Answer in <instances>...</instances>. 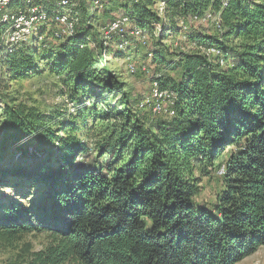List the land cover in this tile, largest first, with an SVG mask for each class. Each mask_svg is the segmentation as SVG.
Returning <instances> with one entry per match:
<instances>
[{"label": "trees", "instance_id": "obj_1", "mask_svg": "<svg viewBox=\"0 0 264 264\" xmlns=\"http://www.w3.org/2000/svg\"><path fill=\"white\" fill-rule=\"evenodd\" d=\"M123 8L159 46L151 57L179 71L161 78L176 94L175 115L144 117L111 76L108 55L135 56L143 45L130 33L103 37L121 16L108 6L96 24L83 2L74 34L51 52L45 39L22 44L6 57L0 85L37 69L38 60L67 76L75 107L88 84L117 83L121 95L110 111L121 124L91 148L68 130L60 136L51 116L0 96V183L23 177L49 184L35 208L0 204V236L48 231L51 242L30 264H237L264 245V0H127ZM208 12L220 15L215 36L195 35L179 53L165 46L171 35L188 36L189 17L200 21ZM8 148L23 159L4 161ZM213 174L219 190L212 201L199 200L202 178Z\"/></svg>", "mask_w": 264, "mask_h": 264}, {"label": "rangeland", "instance_id": "obj_2", "mask_svg": "<svg viewBox=\"0 0 264 264\" xmlns=\"http://www.w3.org/2000/svg\"><path fill=\"white\" fill-rule=\"evenodd\" d=\"M126 1L117 0L115 2H109L108 0H103L104 6L98 11L96 8L91 9L92 13L98 15L95 23L102 24L105 22L106 16L103 15V8L105 6L111 8V15L115 17L116 15H122V12H126L123 8ZM152 3L153 1H151V5ZM215 25L213 21L201 22L189 17L188 27L190 32L188 36L184 39L180 34L177 36L171 35L164 40L165 46L167 47L169 45L178 53L179 51L189 50L191 49V42L188 41L190 38L192 39L195 35L215 36L217 32ZM51 28V26H41L40 28L44 34V39L48 42L50 52L55 45L61 43L58 40L59 38H54ZM146 35L149 38L147 44L141 46L139 53L135 56L125 54L123 57H120V52H117V56L108 55L107 58V66L111 72V76L116 79V82L122 84L125 92L132 96L131 104L137 109H141L139 107V101L148 95L151 88V78L157 71L162 74L163 79L167 76L174 78H178L179 76V71L171 70L168 66L165 67L157 59L154 60L153 56L150 57L148 55L150 52L152 54L157 52L159 46L150 38V33ZM91 40L92 42L95 40L94 36ZM134 41L136 42V39ZM26 45L31 47V44ZM21 47L22 45L18 46L16 51ZM111 49L114 50L115 46L113 45ZM130 62L138 66V73L132 74L128 70V64ZM3 66V69H7L8 62H5ZM143 66H146L149 72L143 71ZM108 77V75L101 73V78L106 80ZM65 79H67L65 74H58L50 65L47 66L45 61L38 60L37 69L27 72L26 75L13 78L11 83L2 81L4 84L0 85V96H9L13 104H22L30 112L31 108H34L36 112L51 116L53 122H56L53 125L54 129L59 131L60 136H65L68 130L70 134L85 142L89 147H95L100 140L107 136L113 124H121L115 113L110 111V106L118 101L121 95L118 92L119 85L114 83V87L110 88L105 87L104 84L99 86L88 84L87 88H83L80 91L79 104L76 102L77 106L75 107L69 98L70 91L68 90ZM97 99H102V101L96 103L98 101ZM103 99L105 100L103 101ZM117 110V112H122L123 108L118 107ZM150 111L149 108L141 109L142 115L148 119L154 116ZM3 118L2 106L0 105V127ZM58 123L63 125L58 126ZM63 128H66V130ZM47 146L49 148L52 144L49 143ZM56 146L53 149L57 151ZM7 152L4 161H9L12 158L15 160L23 159V155L20 153L10 156L12 152L11 148H8ZM2 162L0 158V164ZM196 174L198 175L197 172ZM200 186L202 187L198 199L212 201L221 183L219 178L213 174L210 179L203 177ZM48 189L49 184L36 183L23 177H7L0 183V204L9 205L11 202L16 201L35 208L39 201L44 202L48 194ZM50 242L51 238L48 231L34 230L32 232L18 234V236L13 238L0 236V264H30L33 253L44 249ZM63 264L74 263L65 262ZM237 264H264V245L260 246L253 254L245 257Z\"/></svg>", "mask_w": 264, "mask_h": 264}, {"label": "built area", "instance_id": "obj_3", "mask_svg": "<svg viewBox=\"0 0 264 264\" xmlns=\"http://www.w3.org/2000/svg\"><path fill=\"white\" fill-rule=\"evenodd\" d=\"M83 2H88L87 10L90 13H92L91 9L96 8L98 11L103 7V0H0V71L5 64L6 57L18 46L33 44L44 39L41 26L56 25L54 33L56 38L72 36L80 20V7ZM164 6V1L159 2L156 6L161 14L164 12ZM220 20L219 14L208 12L200 21H213L220 26ZM182 24L183 29H186L185 24ZM159 28L160 26L156 24L153 31L154 36H158ZM114 33L124 37L130 33L136 36L137 44H147V35L140 27L132 25L130 19L125 15H121L103 28L105 39L110 38ZM125 43H121L119 47L123 48ZM198 48L208 56L221 55V50L216 46H199ZM151 55L149 53L150 57ZM128 70L132 74H136L139 68L135 63L130 62ZM142 70L149 72L146 66H143ZM161 78L160 72L152 76L150 91L140 100L139 107L149 108L154 115L172 117L175 115L176 94L173 90L162 87ZM223 172L224 166L219 173Z\"/></svg>", "mask_w": 264, "mask_h": 264}]
</instances>
